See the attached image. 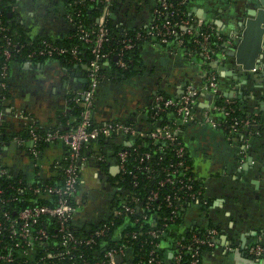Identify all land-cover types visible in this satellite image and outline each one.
<instances>
[{
  "label": "crops",
  "instance_id": "crops-1",
  "mask_svg": "<svg viewBox=\"0 0 264 264\" xmlns=\"http://www.w3.org/2000/svg\"><path fill=\"white\" fill-rule=\"evenodd\" d=\"M120 1L111 15L114 24L133 32L148 30L158 0ZM255 1L197 0L192 16L213 27L221 38L214 61L207 63L202 54H187L151 38L139 40L143 67L132 76L108 71L96 98L99 121L131 120L142 130L149 129L154 118L152 97L156 93L162 90L169 97H180L186 86L198 90L196 117L183 123L180 130L208 207L205 212L198 207L200 203L185 207L187 222L211 221L220 228L216 246L204 252L202 264H236V248L245 245L246 252L251 244L264 240V129L234 133L213 127L204 118L217 95L238 100L249 114H264V24L254 28L250 23L258 17L248 13ZM14 9L29 36L60 37L69 31L55 0H15ZM243 17L244 28L240 25ZM166 57L167 62L162 63ZM87 70L88 61L81 60L45 57L16 61L5 86L0 85V122L14 130L25 124L42 129L59 126L60 117L71 111L72 96L86 87ZM212 71L220 80L217 93L208 87L207 76ZM210 115L220 120L217 112ZM14 143L3 147L5 161L15 172L31 173L32 144L25 148ZM119 147L112 150L99 144L85 153L81 161V222L99 221L115 196ZM51 161L43 159L44 167Z\"/></svg>",
  "mask_w": 264,
  "mask_h": 264
},
{
  "label": "trees",
  "instance_id": "trees-1",
  "mask_svg": "<svg viewBox=\"0 0 264 264\" xmlns=\"http://www.w3.org/2000/svg\"><path fill=\"white\" fill-rule=\"evenodd\" d=\"M58 5H61L62 12L69 24V31H66V36H29L24 29L22 23H20L17 17V10L14 9L15 0H0V85L5 86L7 78H2L1 72L4 67L7 66V75L11 69V65L16 61L24 60V56L30 51V49L42 45L45 42H52L55 45L64 47H73L78 45L79 58L73 57L71 53H64L49 58L67 59L70 61H89L92 57L91 47L92 43L85 42L81 39L83 31L95 35V31L98 29V18L105 5L104 0H55ZM171 6L170 10H173V14H161L157 16V22L161 25L165 21L170 20L172 23L180 21L181 19L193 17L191 9L197 0H188V4L185 5L183 0H166ZM120 0H114L110 6L112 12L117 11L120 6ZM158 2V1H157ZM161 10L162 7L158 6ZM163 10V9H162ZM68 15L73 18L72 22L68 20ZM108 33L106 40L103 44V49L109 52L110 65L106 66L104 61L101 68V78L108 75L109 72H118L121 76H132L140 71L143 67V61L139 53V43L135 41V45L130 48H124L125 40L133 39L134 34L132 30L121 29L114 24L112 17H109L106 23ZM175 33L169 37L167 43H163L164 46L172 47L173 49L178 47L181 52L187 54L198 53L201 51L197 48V41L202 37L200 31H204L210 34L211 47L218 49L219 38L214 29L209 25H204L199 31L192 34L184 33L180 26L176 25ZM183 39V44L178 45V40ZM11 53V57L7 58L6 52ZM122 53V60L126 62L127 67H119L115 59L116 54ZM203 57V56H202ZM45 58V57H42ZM203 59H205L203 57ZM208 63V61L205 59ZM205 64L206 66L208 64ZM208 67V66H207ZM213 73V71H212ZM6 75V77H7ZM218 87H220L219 77L216 76ZM102 83V82H101ZM5 90V89H4ZM165 96L167 92L160 91ZM214 104L224 107L230 113L226 116L222 112H217L222 121V128H227L235 119H250V125L240 124L241 130L248 129L252 131H262L264 129V114L261 111L257 113L247 112V109L243 108L241 103L236 99H225L224 97L217 95L214 99ZM194 109V108H193ZM196 111V108L194 109ZM213 113L216 111H212ZM158 118L152 122L149 129H142L141 131H150L155 128L156 125L170 124L173 127L178 128V134H176V141H180L186 150V155L183 158L188 164V169H178L177 173H170L171 165L176 163L180 158L177 156L175 143L169 141H157L150 138L148 135H137L134 139V147H127L126 150H130V157L125 161V170L122 173V177L118 188L122 193L119 198L115 199V207L122 209V200L127 199L133 207H135L134 213L123 212L118 217L111 218L115 221L114 224L106 221V218H101L100 221H86L82 225L81 220H70V231L75 238H78L79 243L77 249L72 251V259H59V258H46V251L53 250L54 252H62L65 248L60 244H55V241H59L62 238V231H60V223L55 217L45 216L43 220L34 227V231L38 229H46L49 233V238L43 240L42 247L38 248V256L35 260H25L22 264H84L82 259L87 260V264H109L106 253L112 248H120L122 245L128 246L127 257L120 261L119 264H144L148 257H150V251L155 250L157 258L160 260L158 264H189L192 259V249L189 247L179 245L178 241L186 245H190L193 235L205 236L206 229L216 228L220 231L218 225H215L211 221L205 223L204 221H196L192 223L187 222L186 210H182L178 207L176 213H172V206H168V201L164 199L167 194L173 195L178 192L182 194L180 187L185 183H192L195 188L200 186L199 179L196 176L194 164L190 155V148L186 139L182 135L180 130L183 122L177 115L169 112H164ZM61 124L52 128H38L34 124H25L20 129L14 130L9 127L6 122H0V212L8 211L12 218H14L17 211L35 205H55L57 204V196L45 191L35 192V187L44 188L45 186H62L64 185V168L70 163V147L67 143L52 140L45 141L41 139L36 143L34 149L37 155L31 151V155L34 159L32 163L33 170L31 173L15 172L7 161L3 157V147L10 144L15 138H22L24 143L23 147H27L29 140L32 139L31 130L34 129L40 136H45L48 132L59 130L67 131L75 126L81 120V108L76 103H72L71 111L67 115L60 117ZM121 121V120H120ZM126 122L135 123L131 120ZM99 125L98 123H94ZM136 124V123H135ZM258 124V125H257ZM228 130V128H227ZM240 130V131H241ZM125 136L114 135L111 138L92 140L88 145L83 144L80 153L85 155L94 145H102L107 149L116 150L117 147L123 148ZM122 139V141H121ZM121 141V143H120ZM120 144V145H119ZM60 145V147H58ZM55 149V150H54ZM57 149V150H56ZM144 152H149L150 156H144ZM51 159L50 163H47L44 167L43 159ZM171 177L172 182L161 184V180ZM22 186L24 189H19ZM81 182L76 184L75 195H71L68 200L71 205L76 203L75 196L81 191ZM153 192L158 193V197L151 198ZM137 198V201H133L132 198ZM113 202V203H114ZM150 205L148 206V204ZM184 207H190L195 205V201L190 198H184L182 202ZM182 205V207H183ZM198 206V205H197ZM202 212L207 211L205 204L198 206ZM145 210L141 213V210ZM145 212V213H144ZM147 215L145 217L144 215ZM160 216V218H158ZM82 223V222H81ZM155 224L156 229H162L165 233L164 236L155 237L149 235L148 231ZM166 224V225H165ZM107 226L106 233L104 235H97L96 231L103 226ZM139 233L136 239L131 237V232ZM92 238L93 243L86 244L83 239ZM12 237L9 232L6 231L0 234V253L6 252L7 248L11 246ZM264 244V240L258 241ZM38 245V243H35ZM195 248V245H193ZM213 247L200 246V257L202 258L204 252ZM17 248L13 246V250ZM170 253H173L171 256ZM170 255V256H169ZM180 255L181 259L178 261L176 256ZM133 257L132 259H129ZM201 261L199 264H202ZM0 264H7L0 261ZM17 264V263H8Z\"/></svg>",
  "mask_w": 264,
  "mask_h": 264
},
{
  "label": "built area",
  "instance_id": "built-area-1",
  "mask_svg": "<svg viewBox=\"0 0 264 264\" xmlns=\"http://www.w3.org/2000/svg\"><path fill=\"white\" fill-rule=\"evenodd\" d=\"M105 5L102 9V12L98 18V29L95 31V35H91V33L87 31H83L81 35V39L85 42L92 43L91 47V55L92 57L88 61V70H87V85L80 92L74 94L72 96V101L80 106L81 108V120L77 124V126L67 130V131H59L54 130L48 132L45 136H40L34 129L31 130L32 139L29 142L32 144V152L37 155L36 150L34 149L37 142L41 139L45 141L59 140L65 142L69 145L71 153H70V163L64 168V185L62 186H45L43 189L40 187H35V192L45 191L51 194H55L58 198V202L55 205H35L28 206L16 212L14 218L10 215L8 211L0 212V234H3L6 231L9 232V235L12 237L11 246L7 248L6 252L0 253V261L4 263H17L22 264V259L25 260H35L38 256V248L42 247L43 240L49 238V233L46 229H38L34 231V227L38 225L45 216L55 217L60 225V231H62V238L59 241H55V244H60L64 249L62 252H54L53 250L46 251V258L54 259H72V251L77 249V244L79 243L78 238H75L70 231V225L68 222L70 220L79 219L81 217V209L83 206V198L81 191L79 194L75 196L76 203L81 205L78 208L75 205H71L69 203L68 198L71 195H75L76 192V184L77 182H81V161L84 159V156L81 155L80 150L83 144L88 145L92 140H97L99 138H111L114 135H121L126 137V141L124 143L123 148L119 151V177L116 182V193L115 196L111 199L109 206L105 208V212L102 218H106V221L114 224L115 221L111 218L118 217L123 212V210L127 213H134L135 207L130 205L127 199L122 200L123 210L117 209L115 207L114 200L122 196L120 193V189L118 185L120 183L122 173L125 170V161L130 157V150H126L127 147H132L134 145V139L137 135H148L150 138L157 141H169L171 143H175L177 156L180 158L176 163L171 165L170 173H177L178 169L182 168L183 170L188 169V164L186 160L183 158L186 155V150L184 145L180 141H176V134H178V128L173 127L170 124L164 125H156L154 129L150 131H141L138 129L135 123H129L125 121H99L96 116V98L98 95V90L102 82L101 78V68L104 61L109 60V52L104 51L103 44L106 40V35L108 33V29L106 27V23L109 17L112 15V11L110 10V6L114 0H104ZM185 5L188 4V0H183ZM158 6H161L160 10ZM170 4L166 0H158L155 18L153 23L150 25L149 29L146 31H137L133 33V39L125 40L124 48L130 49L135 45L139 40L144 39H154L160 43H167L169 41V37L175 33V26L178 25L181 27L184 33L192 34L193 32L199 31L205 23L201 20H195L194 17L181 19L180 21H176L172 23L170 20L165 21L163 24H159L157 20V16L161 14H173V10H170ZM68 20L72 22L73 18L71 15H68ZM213 29V27H212ZM200 36L202 37L197 41V49L201 51L203 57L208 61H214L217 55V49L211 47L210 34L204 31H200ZM217 37L221 39L218 35ZM183 39L178 40V45L183 44ZM79 46L73 47H64L55 45L52 42H45L42 45H38L32 49L24 56L26 59L30 61L38 60L42 57H53L57 55H62L64 53H71L73 57L79 58ZM7 58L11 57V53L9 51L6 52ZM118 57L115 60L116 64L119 67L126 68L127 64L122 60V53L116 54ZM7 75V66L4 67V70L1 72L2 78H6ZM208 87L213 93L218 92V84L216 81L215 73H210L207 76ZM4 85V83H2ZM198 90L193 86H186L184 92L180 97H169L165 96L161 92L156 93L152 97L153 103V119L152 121L161 118V114L164 112H169L177 115L183 122L193 121L195 119V111L196 105L198 103ZM194 108V109H193ZM211 111L222 112L224 116L228 115L230 112L226 110L224 107L218 106L216 104L210 105L209 109L205 111V122L210 124L213 127H221L222 121L214 120L210 115ZM98 123L99 125H95L94 123ZM250 119H235L227 128L231 132H239L241 129L239 127L240 124L249 125ZM18 144H23L24 140L22 138H15L13 140ZM28 142V143H29ZM134 147V146H133ZM144 156L149 157V152H144ZM173 179L169 176L163 180H161V184H166L167 182H172ZM20 187V186H19ZM19 189H24L22 186ZM194 189V185L192 183H185L181 185L180 190L183 192L182 194L176 192L173 195L167 194L164 196V199L168 201V206H172V213H176L178 207L182 210L185 209L182 200L184 198H190L195 203L205 204L207 206L206 200H204L202 196V191L200 186ZM2 192V190H0ZM158 197L157 192H153L151 198ZM133 201H137V198L133 197ZM114 202V203H113ZM150 203L148 204V206ZM183 205V207H182ZM145 210H141V213ZM145 213V212H144ZM147 217V215H144ZM86 218V217H85ZM160 218V216H158ZM101 220V219H100ZM99 220V221H100ZM80 222V224L82 225ZM166 225V224H165ZM155 224L152 225V228L148 231L149 235L155 237L164 236L165 233L162 229H156ZM107 226L101 227L96 231L97 235H104L106 233ZM218 229L216 228H208L206 229L205 236L193 235L192 243L186 245L181 241H178L179 245L185 247H189L192 249V259L189 264H199L203 261L200 257V246L205 245L206 247H215L217 243L218 237ZM139 236V233L133 231L131 232V237L136 239ZM86 244L93 243L92 238L83 239ZM38 243V245H35ZM195 245V248H193ZM13 246L17 249L13 250ZM4 249V247L0 246ZM249 257L255 259L264 258V244L261 242H256L251 244L246 252ZM121 255L123 260L128 255V246L122 245L120 248H112L107 251L106 256L108 258L109 264H119L117 256ZM150 257L147 258L144 264H158L160 260L157 258L155 250L150 251ZM172 256L173 253H170ZM133 257L129 258L132 259ZM176 259L180 261V255L176 256ZM84 264H87V260L82 259ZM141 263V262H139ZM138 263V264H139ZM56 264V263H55ZM127 264V263H126Z\"/></svg>",
  "mask_w": 264,
  "mask_h": 264
},
{
  "label": "water",
  "instance_id": "water-1",
  "mask_svg": "<svg viewBox=\"0 0 264 264\" xmlns=\"http://www.w3.org/2000/svg\"><path fill=\"white\" fill-rule=\"evenodd\" d=\"M248 13L255 14V16L257 15L258 19L256 20V22L250 23V25H253L254 28L258 27V29H259L264 24V0H256L254 2L253 9H251V10L249 9ZM242 14H244V13H242ZM243 19H244V17L241 19L242 21H241L240 25L244 28V27H246V21L243 22ZM113 58L115 60H117L118 57L115 55ZM166 62H167V57L162 58V63H166ZM15 145H17V143L13 144V146H15ZM243 167L246 168L247 164H244ZM244 247H245V245H242L241 247L236 248L234 250V257L236 260V264H264V258L255 259V258L249 257L245 253ZM117 259H118V261H122L123 257L121 255H119V256H117Z\"/></svg>",
  "mask_w": 264,
  "mask_h": 264
},
{
  "label": "flooded vegetation",
  "instance_id": "flooded-vegetation-1",
  "mask_svg": "<svg viewBox=\"0 0 264 264\" xmlns=\"http://www.w3.org/2000/svg\"><path fill=\"white\" fill-rule=\"evenodd\" d=\"M111 187V186H110Z\"/></svg>",
  "mask_w": 264,
  "mask_h": 264
}]
</instances>
